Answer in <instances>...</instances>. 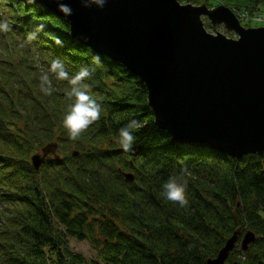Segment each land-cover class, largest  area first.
<instances>
[{"label": "trees", "instance_id": "obj_1", "mask_svg": "<svg viewBox=\"0 0 264 264\" xmlns=\"http://www.w3.org/2000/svg\"><path fill=\"white\" fill-rule=\"evenodd\" d=\"M206 1L225 3L240 18L264 15V0ZM3 20L12 30L0 32V264H207L237 231L226 264H264V153L233 157L177 142L155 122L144 81L80 42L67 19L42 2L0 0ZM40 24L44 31L28 41ZM57 57L70 74L94 69L85 83L103 109L75 140L63 123L74 103L71 86L48 73ZM44 73L50 95L42 90ZM132 119L142 127L125 152L118 131ZM50 143L55 150L36 169L32 156ZM181 174L185 207L168 201L162 187ZM248 232L256 240L243 250ZM72 239L89 240L97 259L73 251Z\"/></svg>", "mask_w": 264, "mask_h": 264}, {"label": "water", "instance_id": "obj_2", "mask_svg": "<svg viewBox=\"0 0 264 264\" xmlns=\"http://www.w3.org/2000/svg\"><path fill=\"white\" fill-rule=\"evenodd\" d=\"M37 1L67 19L80 42L144 81L155 122L177 142L233 157L264 153V25L245 26L225 3L109 0L101 10L65 0L73 10L66 17L55 0ZM204 17L238 37L210 32ZM56 146L50 143L32 156L36 169ZM240 235L237 231L207 264H226ZM255 240L253 232L246 233L242 249Z\"/></svg>", "mask_w": 264, "mask_h": 264}, {"label": "clouds", "instance_id": "obj_3", "mask_svg": "<svg viewBox=\"0 0 264 264\" xmlns=\"http://www.w3.org/2000/svg\"><path fill=\"white\" fill-rule=\"evenodd\" d=\"M28 4L36 3V0H26ZM83 8L89 9L96 7L98 9H104L109 0H79ZM58 6V11L64 16L68 17L73 14L72 7L65 0H55ZM12 30L11 25L7 20L0 21V32H10ZM43 24H40L33 32L27 33V40L33 41L37 38V33L43 32ZM53 43L57 46H63L62 40L57 36L49 37ZM86 39V38H85ZM92 63L100 66L101 57L99 54L92 56ZM94 69L88 66H81L75 74H70L66 68L63 59L57 57L52 60L48 73L55 74L59 80H66L70 87L68 96L74 98L69 112L64 117V127L68 130L70 137L75 140L83 132H85L93 123L101 118L102 106L97 103L91 96L89 85L85 83L86 80L91 78ZM48 73H44L41 76V82L48 87H42L45 94H51V80ZM142 127L140 121L136 119L130 120L124 127H121L118 131L121 147L125 152H129L133 148V144L138 137L135 135ZM180 181V182H178ZM163 195L168 201L179 203L181 207H185L188 204L187 200V187L188 182L183 178V175H173L162 185Z\"/></svg>", "mask_w": 264, "mask_h": 264}, {"label": "rangeland", "instance_id": "obj_4", "mask_svg": "<svg viewBox=\"0 0 264 264\" xmlns=\"http://www.w3.org/2000/svg\"><path fill=\"white\" fill-rule=\"evenodd\" d=\"M206 0H200V3H196L195 0H191L190 2H182V3H193V4H207ZM208 5V4H207ZM216 6V5H214ZM212 6V7H214ZM205 21V26L206 28L212 32V33H217V32H221L223 34H225L228 37H232V38H237L238 34L233 31V30H229L225 24L223 23H217V24H213L209 18L204 17L203 18ZM252 25L251 26H262L264 25V23H253V21H251ZM243 24H245L243 22ZM246 25V24H245ZM39 153H43L42 148L37 151ZM238 246H240V243L238 244ZM71 249L75 252H77L78 254H81L82 256H84L88 261H92V260H96L97 259V254L98 251L96 248H94V246L92 245V243L89 240H83V241H79V240H75L72 239L71 240ZM238 250H240L238 248Z\"/></svg>", "mask_w": 264, "mask_h": 264}, {"label": "built area", "instance_id": "obj_5", "mask_svg": "<svg viewBox=\"0 0 264 264\" xmlns=\"http://www.w3.org/2000/svg\"><path fill=\"white\" fill-rule=\"evenodd\" d=\"M241 19L246 21V20H249V21H258V22H264V15L260 14V15H257V16H254V17H250V15L248 14H241Z\"/></svg>", "mask_w": 264, "mask_h": 264}, {"label": "bare ground", "instance_id": "obj_6", "mask_svg": "<svg viewBox=\"0 0 264 264\" xmlns=\"http://www.w3.org/2000/svg\"><path fill=\"white\" fill-rule=\"evenodd\" d=\"M226 263H227V261H226Z\"/></svg>", "mask_w": 264, "mask_h": 264}]
</instances>
